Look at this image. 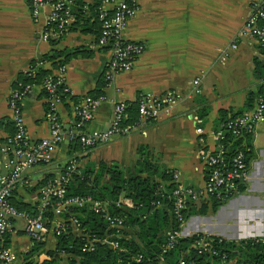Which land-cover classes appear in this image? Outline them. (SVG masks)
Returning <instances> with one entry per match:
<instances>
[{
    "label": "crops",
    "instance_id": "crops-1",
    "mask_svg": "<svg viewBox=\"0 0 264 264\" xmlns=\"http://www.w3.org/2000/svg\"><path fill=\"white\" fill-rule=\"evenodd\" d=\"M81 1L88 6L94 0ZM77 8L73 3L68 5L72 13ZM47 11L44 6L33 17L27 0H0V175L5 171L7 157L4 141L13 122L8 95L19 75L46 67L54 76L58 67L51 68L50 62L38 61L41 55L51 50H81L62 64L69 89L66 97L54 102L51 108L39 83L31 85L22 100L26 136L34 143L47 137L50 113L57 117L63 130L74 127L81 98L98 89L111 56L107 47L96 45L97 23L92 24L89 14H84L87 21L73 20L63 30L42 40ZM248 12L249 0H137L124 34L126 39L140 43L143 50L129 71L114 74L99 89L104 100L83 130L105 129L112 117L113 103L135 101L140 92L161 94L177 90L183 97L156 119L142 122L127 135L114 136L87 148L62 141L46 159L24 173L14 195L29 203L39 202V188L29 193L26 189L45 175L57 178L70 160L77 167L85 163L96 165L99 161L115 163L126 176L135 174L139 146L146 147L144 155L148 161L173 170L178 185L201 187L205 171L199 152L212 145L213 140L196 133V125L204 132L218 127L220 110H242L247 93L252 92L254 97L257 86L264 85V56L255 42L244 37L236 41L235 48L229 47ZM196 78L200 93L194 95L192 82ZM202 109L205 114L197 120L196 113ZM247 142L250 159L244 188L218 205L214 212H209L210 201L195 204V211L180 229L182 236L201 233L229 241L264 238V118L256 124ZM202 204L207 207L204 214L198 213ZM62 211L51 208V228L62 223ZM40 241L42 251L31 257L32 264L49 259L45 250L52 249L56 239L50 231ZM31 245L20 220L11 222L10 230L0 241V247L11 252L9 264H22ZM67 259L58 254L57 264H68Z\"/></svg>",
    "mask_w": 264,
    "mask_h": 264
},
{
    "label": "built area",
    "instance_id": "built-area-1",
    "mask_svg": "<svg viewBox=\"0 0 264 264\" xmlns=\"http://www.w3.org/2000/svg\"><path fill=\"white\" fill-rule=\"evenodd\" d=\"M31 15L36 17L42 7L47 6L45 15V28L41 34L42 40H47L50 32L48 25H53L54 31L62 30L74 20L73 13L68 9L71 3L68 0H27ZM137 8V0H100L98 6L93 10L99 21V34L96 45L107 47L111 56L106 64L103 80L108 83L112 76L119 72H127L132 68L134 60L143 50L140 43L126 39L124 30L128 19ZM84 14H90L87 6L79 7ZM248 37L259 47L264 56V0H249V12L242 21L236 32L234 40L229 44L231 49L236 47V41ZM41 88L46 94L50 107L53 103L66 97L69 89L64 81V66L57 68L56 74L44 78ZM31 86L16 81L14 88L8 95V106L12 112L14 132L4 141V150L7 157L4 163V173L0 175V241L10 230L13 220H20L24 233L35 240H40L50 231L54 236L62 230V224H56L52 228L48 226L41 215V208L55 199L54 208H62L69 205H90L94 212H104L103 202L90 200L87 197L71 196L64 198L65 185L70 181V173L76 167L75 161L70 160L64 167V172L57 178L44 183L38 191L39 212L29 215L18 210L9 201L11 192L22 181L23 175L34 164L46 159L52 149L62 141L77 143L81 148L91 147L107 142L114 136L127 135L135 130L139 124L150 119H156L162 112H166L170 106L183 97L182 92L177 90L167 91L161 94L140 92L136 96V117L132 122H124L126 119L125 104L114 102L112 106V117L105 129L89 131L83 130L84 125L90 121L92 115L104 96H89L81 98L82 104L76 111V121L73 128L63 130L57 117L50 113L49 132L47 137L37 142L30 143L26 136L24 120L21 112V102L30 92ZM192 93L199 94V80L192 82ZM264 118V99L258 95L251 109L244 110L232 118L220 122L219 126L211 131L204 132L203 128L196 125V133L205 134L213 140L212 145L205 146L199 152L202 166L204 168V179L201 187H189L176 185L171 191L172 208L171 213L179 227L184 223V213L190 205L203 203L215 199L217 201L227 200L238 191V187L247 179L248 164L247 152L248 138L253 134L256 124ZM240 140L232 149L230 144L234 140ZM231 149V150H230ZM231 151V152H230ZM173 181L176 180L173 172ZM114 224L110 227L119 228L120 220L113 218ZM73 230L84 239L81 250H91L94 237H89L79 228L75 217L70 218ZM180 229L167 230L164 234L166 242L163 249H169L181 235ZM117 235V234H114ZM101 242H106L102 239ZM220 243L213 241L212 236L202 235L193 242L197 253L207 252L216 255L218 250L212 244ZM116 247L114 242L109 244ZM11 252L6 247H0V264H9ZM142 259L140 254L133 258L135 262ZM235 260H228L226 264H234ZM161 263V262H160ZM129 264V263H128ZM154 264V263H149ZM179 264H182L179 261ZM242 264V263H241Z\"/></svg>",
    "mask_w": 264,
    "mask_h": 264
},
{
    "label": "trees",
    "instance_id": "trees-1",
    "mask_svg": "<svg viewBox=\"0 0 264 264\" xmlns=\"http://www.w3.org/2000/svg\"><path fill=\"white\" fill-rule=\"evenodd\" d=\"M77 7L85 6L81 0H68ZM100 0H94L88 5L89 18L93 19L92 24L97 23V36L99 34V21L93 11ZM74 21H87L84 12L77 8L73 13ZM85 18V19H84ZM53 25H48L50 32L48 39L54 33ZM63 30V29H62ZM97 38V37H96ZM54 43V40H49ZM81 53L79 48H74L72 52L66 50H51L47 54L40 56L38 61L50 62L51 68L61 66L71 55ZM35 63V62H34ZM51 75L50 68L39 67L25 74L19 75L22 84H39L47 76ZM106 83L102 80L98 89L90 93V96H101L100 88ZM100 86V87H99ZM260 95L264 99V85L257 86L256 94L248 92L244 101V109H251L256 96ZM230 112V110L219 111V122L232 118L240 111ZM126 119L124 122H132L136 117V101L125 103ZM205 114V109L196 113V119L200 120ZM10 135L14 132L13 122ZM9 135V136H10ZM240 140L231 142V149ZM247 141V140H246ZM77 144V143H76ZM248 144V142H247ZM230 149V150H231ZM145 146L138 147V158L136 160L135 174L118 168L115 163L97 162L96 165L85 163L76 166L70 173V181L65 185L64 198L71 196L87 197L90 200L103 202L104 212H94L90 205L83 206L69 205L61 213L62 230L55 236L56 242L52 249L45 250L48 260H43L38 264H57L58 254L67 256L68 264H226V261L235 260L234 264H264V238H245L238 241H229L223 238L212 236L213 241L220 243L212 244L216 250V255L207 252L197 253L193 247V242L201 233L189 236H180L169 249H163L166 242L165 232L171 229L179 230V223L175 221L171 213L172 197L171 191L176 185L173 181V170L160 167L150 161L144 155ZM231 152V151H230ZM247 154V164L250 156ZM41 161V160H39ZM37 161L34 165L38 164ZM67 164L64 165V167ZM64 167L61 174L64 172ZM53 176L45 175L37 180V183L28 187L26 191L32 192L40 188L44 183L51 180ZM244 188V184L238 187V191ZM11 192L9 201L18 210L35 215L39 212V202L29 203L14 195ZM225 201V200H224ZM224 201L210 200L209 212H214L218 205ZM55 199L41 208V215L49 226L52 218L51 208ZM207 207L202 204L198 208V213H206ZM195 211V206L190 205L184 213V220ZM75 217L79 228L89 237H94L98 241L93 243L91 250H81L84 239L76 234L71 227L70 218ZM113 218L120 220V227L113 228ZM117 234V235H114ZM32 245L24 254L22 264H32V256L42 251L43 242L30 238ZM105 239L106 242H101ZM114 242L116 247L109 244ZM4 247V246H2ZM140 254L142 259L138 262L133 260ZM161 262V263H160Z\"/></svg>",
    "mask_w": 264,
    "mask_h": 264
},
{
    "label": "rangeland",
    "instance_id": "rangeland-1",
    "mask_svg": "<svg viewBox=\"0 0 264 264\" xmlns=\"http://www.w3.org/2000/svg\"><path fill=\"white\" fill-rule=\"evenodd\" d=\"M187 221V220H186ZM181 227H183V225L181 226ZM192 231H190L189 233H191ZM221 236V235H220ZM221 237H223V236H221ZM224 238V237H223Z\"/></svg>",
    "mask_w": 264,
    "mask_h": 264
},
{
    "label": "water",
    "instance_id": "water-1",
    "mask_svg": "<svg viewBox=\"0 0 264 264\" xmlns=\"http://www.w3.org/2000/svg\"><path fill=\"white\" fill-rule=\"evenodd\" d=\"M185 236H186V234H185Z\"/></svg>",
    "mask_w": 264,
    "mask_h": 264
}]
</instances>
